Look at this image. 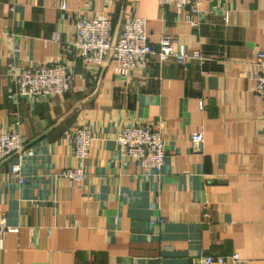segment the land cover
<instances>
[{"label":"crops","instance_id":"crops-1","mask_svg":"<svg viewBox=\"0 0 264 264\" xmlns=\"http://www.w3.org/2000/svg\"><path fill=\"white\" fill-rule=\"evenodd\" d=\"M62 3L0 0V134L26 140L22 181L13 158L0 165V220L13 228L0 233V264H195L202 254L264 264V0H207L196 27L158 0ZM128 16L148 20L153 46L171 35L204 60L152 57L124 74L114 57H77V20L108 18L119 31ZM51 62L72 71L66 94L16 95L15 73ZM138 122L161 127L160 175L122 156L116 138ZM81 125L94 135L83 162L68 141ZM80 166L82 182L59 175Z\"/></svg>","mask_w":264,"mask_h":264},{"label":"built area","instance_id":"built-area-1","mask_svg":"<svg viewBox=\"0 0 264 264\" xmlns=\"http://www.w3.org/2000/svg\"><path fill=\"white\" fill-rule=\"evenodd\" d=\"M161 6H175L177 12H186V20L198 26L196 17L202 12L207 0H158ZM61 9H67L63 0ZM225 20L228 21L227 13ZM78 58L87 63L101 65L106 59L114 57L118 71L129 74L140 70L148 64L152 57L161 61L169 58L185 66L191 60L203 61L198 50H188L171 35H163L159 46L150 41L148 20L138 16L125 17L119 31L108 18H80L76 22V35L72 42ZM256 65L260 71L256 78V93L264 102V53L256 55ZM72 81L70 67L63 63H45L37 67L24 68L14 74L16 95L19 97L47 98L64 95L68 92ZM203 106V102H202ZM94 139L93 132L86 126H76L68 137L74 149L75 157L83 162L89 157L90 146ZM203 135L196 132L192 136L193 148L201 149ZM125 159L137 161L145 175H160L166 163L167 150L161 127L153 122H138L125 126L116 138ZM26 149V140L21 133L0 134V165L13 158L12 173L22 181L21 163ZM59 175L75 182H82L87 177L82 166L62 170ZM3 220H0V233L12 231ZM231 259L239 260L237 254L230 257L202 254L195 264H227Z\"/></svg>","mask_w":264,"mask_h":264}]
</instances>
